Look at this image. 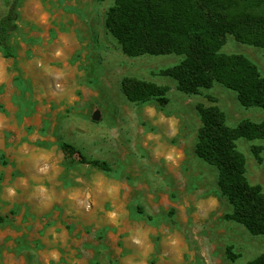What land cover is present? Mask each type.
<instances>
[{
  "label": "rangeland",
  "instance_id": "obj_1",
  "mask_svg": "<svg viewBox=\"0 0 264 264\" xmlns=\"http://www.w3.org/2000/svg\"><path fill=\"white\" fill-rule=\"evenodd\" d=\"M12 3L0 0V20ZM113 4L20 0L16 58L0 48V264H248L264 237L230 218L217 169L196 155L197 107L215 97L232 128L264 111L220 85L180 91L162 73L181 55H125L107 27ZM223 50L264 76V50L233 38ZM126 77L167 87L169 103L129 101ZM237 146L264 191V143Z\"/></svg>",
  "mask_w": 264,
  "mask_h": 264
},
{
  "label": "trees",
  "instance_id": "obj_2",
  "mask_svg": "<svg viewBox=\"0 0 264 264\" xmlns=\"http://www.w3.org/2000/svg\"><path fill=\"white\" fill-rule=\"evenodd\" d=\"M20 0H13L0 20V48L5 58H16L11 42L17 31ZM107 27L125 55H181L184 59L163 71L177 88L189 95L207 93L217 85L237 94L245 108L264 111V76L259 67L241 53L227 54L230 38L240 44L264 50V0H114ZM122 90L131 102L155 99L162 107L169 103L168 88L126 77ZM210 105L197 107L201 127L196 155L218 171V186L233 207L230 218L243 224L255 236L264 237V191L247 176L246 156L238 149V140L264 143V120H243L232 128L217 99L207 95ZM68 156L74 147L63 144ZM262 147H253L259 157ZM104 171L107 162L88 161ZM248 264H264V255Z\"/></svg>",
  "mask_w": 264,
  "mask_h": 264
}]
</instances>
